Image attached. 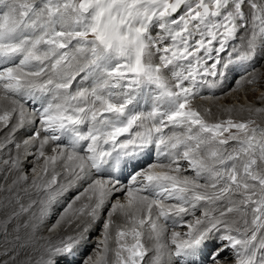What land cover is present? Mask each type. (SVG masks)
Returning <instances> with one entry per match:
<instances>
[{
	"label": "snow or ice",
	"instance_id": "1",
	"mask_svg": "<svg viewBox=\"0 0 264 264\" xmlns=\"http://www.w3.org/2000/svg\"><path fill=\"white\" fill-rule=\"evenodd\" d=\"M261 55L264 0H0V172L14 175L0 186L2 264L21 253L23 264H264V126L251 118L264 116V91L241 106L247 120L212 121L194 103L230 75L259 84ZM83 184L48 231L87 221L41 237L53 205Z\"/></svg>",
	"mask_w": 264,
	"mask_h": 264
},
{
	"label": "bare ground",
	"instance_id": "2",
	"mask_svg": "<svg viewBox=\"0 0 264 264\" xmlns=\"http://www.w3.org/2000/svg\"><path fill=\"white\" fill-rule=\"evenodd\" d=\"M238 43H240V41L238 40ZM261 56H264V55H261ZM260 57V56H259ZM258 58V57H257ZM259 59V58H258ZM256 61H257V59H256ZM255 61V62H256ZM232 77V80H230L229 81V79ZM234 76H229V79L226 81V82H222V84H221V87L220 88H218V89H216L215 90V92H214V95H215V97L216 96H219V95H221L222 93H224L225 91H226V89H228L230 86H235V88L237 87V84H236V78H233ZM261 81V80H260ZM244 85H247V84H244ZM245 87V86H244ZM231 89V88H230ZM249 89L250 88H246L245 90H244V93L243 94H245V97H246V91H249ZM232 92H233V94H229V95H227L226 97H223L222 99H223V101H226V100H228V102L230 101L231 102V100H233V99H236L237 98V94H236V91L234 90L233 91V89H232ZM204 94H211V93H209V92H205ZM239 94V93H238ZM214 98V97H213ZM220 98V97H219ZM250 99V98H254L253 97V95H251V94H248V96L246 97V99ZM221 99V98H220ZM231 99V100H230ZM194 103L198 106V107H200V109L203 111L204 109H206V108H210L211 110H212V113H213V115L214 116H216L217 118H220V116H225V118L224 119H227V118H229V116H231V118H233V119H235L236 117H240V118H242L243 120H247V116H248V119L250 118V114L248 113V112H246V111H244V112H241L240 111V109H241V106H244V107H247V106H245L243 103H240V104H238V105H227V104H221V103H219L217 100H215V99H210V100H207V101H205V102H201V101H199V100H195L194 101ZM7 105V102L6 101H1L0 100V109H2L4 106H6ZM253 105H255V106H260L259 105V101L257 100V98L255 97L254 98V101H253ZM225 108H231V109H233V111L231 112V113H227V112H224L223 111V109H225ZM254 117H256L257 119H260L262 116H254ZM253 118V117H252ZM213 119V118H212ZM213 121V120H212ZM13 122H15V118H14V120H13ZM24 131H27V130H24ZM19 136H18V133H17V142H20L19 141V138H18ZM9 147H12L11 145L9 146ZM37 147H38V142H37V144L36 145H33L30 149H29V151L32 153V155H28L27 157V159H29V158H31L30 160V162H25V161H23V170L25 169L26 171H30L31 170V168H29V166H34V167H36L37 168V170L38 169H40V167L42 166V164H43V162H42V160H41V162H37L36 161V156H35V153H33V151L34 150H37ZM6 151L5 152H3V153H0V158L4 155V156H6L7 157V149H5ZM50 150V148L49 149H47V151H49ZM21 152H23V148L21 149ZM15 153V149L13 148V154ZM7 159V158H6ZM36 161V162H35ZM39 171V170H38ZM55 172L56 173H58L59 175H58V177H57V179H58V182L59 183H66V179H65V176H66V173L64 172V170H63V168L62 167H60V166H57V168L55 169ZM51 174H52V170L50 169L49 170V176L48 177H46L47 179H50L51 178ZM5 175H7L8 176V180L7 181H5L4 179H3V177L5 176ZM14 178V175L13 174H11V173H7V172H0V179H2V180H0V186H6L7 184H9V183H11V180ZM30 180H31V178H30ZM29 183H30V181H29ZM84 185V184H83ZM81 187V186H80ZM73 189H71L70 190V193H71V191H72ZM74 191V190H73ZM69 193V192H68ZM3 195V193H0V196H2ZM116 195H118L119 196V193L118 194H116ZM21 196L23 197V203H25V205L29 202V195H26V194H24L23 192H21ZM65 196H66V194H64L63 195V198H65ZM37 198V196H36V193L34 192V191H32L31 192V199H36ZM86 202V200H81V201H78L75 205H74V208H80L81 206L79 205V203H85ZM3 211L4 210H0V219H2L3 218ZM53 217L54 216H52L51 218L53 219ZM49 218V217H48ZM60 218V217H59ZM25 219H27V216H24V217H22L21 218V223L25 220ZM74 219V218H73ZM73 219H72V223L71 224H68V223H65V224H63L62 225V227L60 228V229H58V230H56V231H53V232H48V233H43V229L44 228H42L41 227V231H40V236L41 237H51L53 240H55V239H57L58 237H62V236H65V235H70V234H75V232L77 231V226L79 225L80 227H82L83 226V222H86L87 221V218H85L84 219V217H78V219H77V221H76V224L75 223H73ZM76 219V218H75ZM80 219V220H79ZM82 219V220H81ZM85 221H84V220ZM75 221V220H74ZM122 222V220H120V219H117V222ZM44 227H45V222H44ZM46 229V228H45ZM22 234H23V230H22ZM115 246V245H114ZM111 257H112V255L110 254V261H111ZM26 254H24V253H21L18 257H17V264H23V261L24 260H26ZM6 259H8L7 257H0V264H2V261L3 260H6Z\"/></svg>",
	"mask_w": 264,
	"mask_h": 264
},
{
	"label": "rangeland",
	"instance_id": "3",
	"mask_svg": "<svg viewBox=\"0 0 264 264\" xmlns=\"http://www.w3.org/2000/svg\"><path fill=\"white\" fill-rule=\"evenodd\" d=\"M239 35H243V32H241ZM239 40V39H238ZM238 40L235 42V43H237L238 44ZM259 58V59H258ZM257 58V61L255 62L254 61V64H255V66L258 68V70L261 72V73H264V67H261V65H264V56H260V57H258ZM231 76V75H230ZM233 78H236V80L238 79V77H233ZM229 79V78H228ZM230 80H232V77L229 79V81ZM261 81L259 82V84H257V85H244L243 87H241V88H235V86H230L228 89H226V91L224 92V93H222L221 95H219V96H216L215 97V95H214V98L213 99H215V100H217L219 103H221L222 105L224 104H227V105H238V104H240V103H243L245 106H249V105H253V101H254V98L256 97H258L259 96V93H260V91H264V76H261V79H260ZM236 82V81H235ZM253 87H255L256 89H257V91L256 92H252L251 91V89L253 88ZM231 88V89H230ZM246 88H250L249 89V91H246L245 93H246V97L248 96V94H251V95H253V97L254 98H250V99H246V97H245V94H243L244 93V90L246 89ZM232 89H235V91H236V94H237V98L236 99H233V100H231V102L229 101L228 102V100H226V101H223V97H226L227 95H229V94H233V92H232ZM239 93V94H238ZM204 95H208V94H204ZM209 95H211V94H209ZM221 99H220V98ZM197 100H199V101H201V102H205V101H207V100H202V99H197ZM2 101V100H1ZM29 111H31V109H29ZM254 119H256L257 120V122L258 123H260L262 126H264V116H262L260 119H257L256 117H254V116H252ZM251 117V118H252ZM213 118V119H212ZM225 118V116H220V118H217L216 116H214V115H212V117L210 118L211 120H213V121H215V120H217V119H224ZM234 118V117H233ZM247 119H248V116H247ZM235 120H243L242 118H240V117H236L235 118ZM36 127H38V123L35 125V126H32V125H27L26 127H25V129H23V130H21L20 132H18V138H19V141L20 142H22L24 139H29L30 137H31V135L33 134V132H34V130H35V128ZM24 130H27V131H24ZM0 136H3V133H0ZM6 150H4L3 152H5ZM36 151L37 150H34L33 151V153H36ZM3 152H0V153H3ZM48 152V154L49 155H51V151L49 150V151H47ZM7 157L6 156H2L1 158H0V160H2V159H6ZM28 157H26V159L24 160L25 162H30L32 159L31 158H29V159H27ZM31 159V160H30ZM41 160H42V162H43V158H41L40 160H37L36 159V161L37 162H41ZM35 161V162H36ZM34 166H29V168H31V170L30 171H26L25 169L23 170L24 171V173L25 174H27V175H29V177L31 178L32 177V175H33V173H32V168H33ZM36 168V167H35ZM37 169V168H36ZM38 170H40V169H38ZM37 170V171H38ZM0 180H2V179H0ZM124 183H127V180L126 181H124ZM87 185L86 184H84V185H81V187L79 186V187H76V188H73V190L71 191V193H70V191H69V193H65L66 194V196H65V198H63V196L62 197H60L59 198V200H58V202L57 203H55L54 205H53V209H52V211L50 212V214H49V218H47L46 220H45V227H44V225H42V228H44L42 231H43V233L45 234V233H48L49 231H48V229L49 228H51L52 227V225H54L55 223H56V221L59 219V217H60V215L63 213V211H64V209L67 207V205L69 204V203H72V201H73V199H74V197L77 195V194H79L80 192H83V190H84V187H86ZM120 198V199H123V196H122V194H119V196L118 195H116V197H113V201L116 199V198ZM82 204L83 203H79V205L80 206H82ZM52 216H54L53 217V219L51 218ZM76 218V219H75ZM74 219H73V223H75L76 224V221H77V219H78V217H75ZM86 217H84V219H85ZM107 218V212H105L104 213V215H103V217H102V219H106ZM83 219V220H84ZM75 220V221H74ZM80 220V219H79ZM82 220V219H81ZM85 221V220H84ZM118 224H120V223H122V222H117ZM46 228V229H45ZM101 230H102V223H95V224H93L92 225V228H91V239H90V241L88 242V244L86 245V246H84L82 249H81V251H80V254L77 256V260L78 261H80V260H82L83 258H85L86 256H89V255H92L93 254V252H94V248H95V244H96V242H97V240L100 238V235H101ZM177 230H180V231H183L184 229H177ZM113 235H114V232H113ZM115 244H114V242H113V244H112V247L113 248H115V246H114ZM112 255V257H111V260H114L115 259V257H114V254H111ZM4 258V257H3Z\"/></svg>",
	"mask_w": 264,
	"mask_h": 264
}]
</instances>
